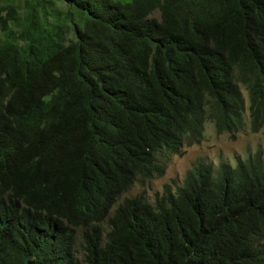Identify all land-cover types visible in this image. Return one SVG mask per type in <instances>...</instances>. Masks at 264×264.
Returning a JSON list of instances; mask_svg holds the SVG:
<instances>
[{"label":"trees","instance_id":"obj_1","mask_svg":"<svg viewBox=\"0 0 264 264\" xmlns=\"http://www.w3.org/2000/svg\"><path fill=\"white\" fill-rule=\"evenodd\" d=\"M247 109L264 0H0V264H264L261 149L123 198Z\"/></svg>","mask_w":264,"mask_h":264},{"label":"rangeland","instance_id":"obj_2","mask_svg":"<svg viewBox=\"0 0 264 264\" xmlns=\"http://www.w3.org/2000/svg\"><path fill=\"white\" fill-rule=\"evenodd\" d=\"M130 3L132 0H121ZM159 16L158 12L154 14ZM245 97L246 91L243 90ZM261 149L264 154V124L257 131H251L246 125L245 129L235 132L218 133L212 122L206 124L204 137L199 143L192 144L184 149L181 155L169 156L165 165L164 175L151 180H138L133 188L123 198L144 194L150 202L154 201L155 194L160 193L165 185L174 188L181 186L188 170L198 161L217 164L221 161L234 162L237 156H246Z\"/></svg>","mask_w":264,"mask_h":264},{"label":"clouds","instance_id":"obj_3","mask_svg":"<svg viewBox=\"0 0 264 264\" xmlns=\"http://www.w3.org/2000/svg\"><path fill=\"white\" fill-rule=\"evenodd\" d=\"M245 115H246V120H247V126L249 127V123H248V109H247V111H246V113H245ZM208 123V122H207ZM206 123V124H207ZM206 124H205V128H206ZM205 131V130H204ZM252 131V130H251ZM204 133V132H203ZM204 137V136H203ZM199 143V142H198ZM195 144V143H194Z\"/></svg>","mask_w":264,"mask_h":264}]
</instances>
